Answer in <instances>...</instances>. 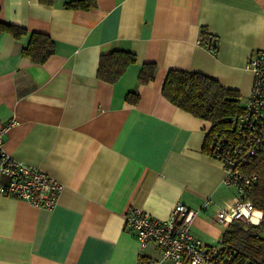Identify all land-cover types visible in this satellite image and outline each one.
I'll return each mask as SVG.
<instances>
[{
	"label": "crops",
	"instance_id": "0c3cea01",
	"mask_svg": "<svg viewBox=\"0 0 264 264\" xmlns=\"http://www.w3.org/2000/svg\"><path fill=\"white\" fill-rule=\"evenodd\" d=\"M69 1L0 0L1 22L55 46L37 64L21 54L27 36L0 35L2 149L63 186L52 210L0 195V264H137L139 245L124 229L130 207L165 220L181 204L194 213L193 236L218 244L227 228L216 215L234 194L222 184V163L203 150L210 123L161 89L179 70L248 97L245 65L264 49V0H96L86 11L65 9ZM114 51L135 61L107 83L96 76L99 58ZM145 64L155 74L141 84ZM143 257L160 254L149 244Z\"/></svg>",
	"mask_w": 264,
	"mask_h": 264
},
{
	"label": "built area",
	"instance_id": "2783aa9c",
	"mask_svg": "<svg viewBox=\"0 0 264 264\" xmlns=\"http://www.w3.org/2000/svg\"><path fill=\"white\" fill-rule=\"evenodd\" d=\"M245 69L253 74L250 94L241 114L233 120L231 136L218 135L210 140L209 148L224 169L222 184L233 190L232 203L221 209L216 221L228 227L234 222L259 225L264 213L256 209L250 190L258 175L248 170L249 161L264 151V49L254 51ZM6 127L0 121V195L25 201L45 210L55 208L62 184L37 168L18 162L2 149ZM209 201L203 203L207 208ZM194 213L176 204L165 220H158L143 210L130 207L124 216V229L139 245L137 264H230L224 247L207 245L195 238L190 230ZM151 244L160 254L159 261H144L143 250Z\"/></svg>",
	"mask_w": 264,
	"mask_h": 264
},
{
	"label": "trees",
	"instance_id": "16d2710c",
	"mask_svg": "<svg viewBox=\"0 0 264 264\" xmlns=\"http://www.w3.org/2000/svg\"><path fill=\"white\" fill-rule=\"evenodd\" d=\"M40 4L51 6L54 0H38ZM97 6L96 0H71L64 4L65 9L90 10ZM9 34L15 39L27 36L22 56L29 57L33 63L41 64L54 53V42L41 33H28L26 29L0 21V35ZM203 42L211 49L213 38L202 33ZM213 49V48H212ZM135 57L130 52L114 51L99 58L96 76L107 83L116 82ZM155 65L145 64L138 75L141 84L154 78ZM162 96L174 107L210 123L205 136L203 150L211 157L209 144L214 134L231 136L234 132L233 120L242 112L234 90L223 88L216 80L194 72L170 70L164 80ZM126 100L135 104L138 96L127 95ZM216 159V158H215ZM248 170L258 175V181L250 190L254 207L264 213V151L255 154L249 161ZM218 242L224 247L230 264H264V216L259 225H245L234 222L226 227Z\"/></svg>",
	"mask_w": 264,
	"mask_h": 264
},
{
	"label": "rangeland",
	"instance_id": "374dc122",
	"mask_svg": "<svg viewBox=\"0 0 264 264\" xmlns=\"http://www.w3.org/2000/svg\"><path fill=\"white\" fill-rule=\"evenodd\" d=\"M248 97L245 96H238V102L240 104V106H244V104L246 103Z\"/></svg>",
	"mask_w": 264,
	"mask_h": 264
},
{
	"label": "water",
	"instance_id": "95a60500",
	"mask_svg": "<svg viewBox=\"0 0 264 264\" xmlns=\"http://www.w3.org/2000/svg\"><path fill=\"white\" fill-rule=\"evenodd\" d=\"M212 45L215 46V42L214 41L212 42Z\"/></svg>",
	"mask_w": 264,
	"mask_h": 264
}]
</instances>
